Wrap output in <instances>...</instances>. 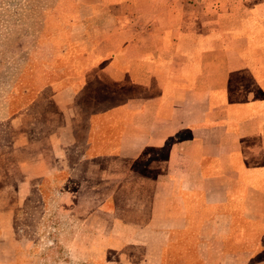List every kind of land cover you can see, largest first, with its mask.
<instances>
[{
  "label": "crops",
  "instance_id": "obj_1",
  "mask_svg": "<svg viewBox=\"0 0 264 264\" xmlns=\"http://www.w3.org/2000/svg\"><path fill=\"white\" fill-rule=\"evenodd\" d=\"M75 1L87 68L55 95L66 120L53 158L29 155V174L0 191V264L16 263L30 179L53 177L57 159L70 169V148L81 182L63 207L96 231L133 229L105 264H160L180 234L199 264H264V43L240 25L264 33V0ZM92 85L106 106L73 107ZM91 112L108 115L101 141L81 119Z\"/></svg>",
  "mask_w": 264,
  "mask_h": 264
},
{
  "label": "rangeland",
  "instance_id": "obj_2",
  "mask_svg": "<svg viewBox=\"0 0 264 264\" xmlns=\"http://www.w3.org/2000/svg\"><path fill=\"white\" fill-rule=\"evenodd\" d=\"M259 1L251 0L248 7L256 9ZM78 6L75 0H0V191L13 188L29 174V155L42 152L48 161L53 158L52 144L59 141L60 126L66 120L55 95L68 85L76 89L71 78L87 68L74 38L82 25ZM240 25L252 31L253 41L264 43L256 20L245 19ZM87 92L75 97L71 105L106 106V98L93 97L97 92L94 85ZM82 116L90 119L89 128L95 124L100 141L106 137V113ZM78 137L81 142L88 139L82 129ZM78 156L75 149L66 152L67 166L74 168L70 176V169L60 170L57 159L53 177L30 179L29 192L14 214L15 264H105L113 256L112 247L125 244V231H132L131 227L115 226L110 233L112 228L107 227L96 231L83 224V216L77 218L75 211L63 207L65 192L81 182ZM9 192L6 199L14 200V193ZM176 238L179 242H168L160 264H199L195 257L182 256L188 249L185 236Z\"/></svg>",
  "mask_w": 264,
  "mask_h": 264
}]
</instances>
